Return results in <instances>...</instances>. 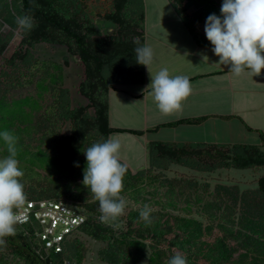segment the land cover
<instances>
[{
  "label": "trees",
  "instance_id": "1",
  "mask_svg": "<svg viewBox=\"0 0 264 264\" xmlns=\"http://www.w3.org/2000/svg\"><path fill=\"white\" fill-rule=\"evenodd\" d=\"M171 1L198 42L210 44L204 31H198L197 27L201 23L205 25L210 14L221 15L220 3L216 0ZM0 6L5 10V21L10 25L2 28L0 23V52L6 55L13 69H16L17 59L22 61L25 68L30 67L31 71L46 66L44 63L35 65L31 60V49L39 42L64 44L68 53L77 56L84 68V77L78 90L87 103L72 105L69 88L59 86L53 89L54 99L45 109V120L50 125L46 124L44 138L50 146L49 161L55 167L44 174L37 167L38 160L23 162L17 158L18 167L24 173L21 182L24 184L26 200L55 198L69 203L76 201L84 207L88 212L82 209L86 219L78 226V230L108 241V247H103L99 255L106 262H118L119 257L123 260L128 258L133 263L148 258L150 264H167L168 259L177 253L173 249H177L186 256L187 264H264V174L258 177L255 188L240 190L238 185H223L230 194L218 198V202L213 205L229 217L232 226L212 240L208 236L213 231V225H204L201 219L189 214L171 213L167 207L175 206L172 202L167 203L162 199L155 201L161 207L152 209L150 225H146L139 216L144 206L143 195L149 190L159 192L160 175L155 171L167 170L171 164L207 172L217 168L264 167L263 131H260V143L256 144L152 141L148 145V166L136 172H132L120 160L127 168L121 195L140 204L138 209L128 211L126 228L118 232L121 240L129 244L126 251L119 247L121 240L115 237L116 227L98 219L101 215L99 204L82 184L83 174L76 175L68 171L71 162L74 165L86 163L84 151L93 143L107 140L111 133L129 131L140 134V131L109 125L108 90L115 84L144 80L145 66L136 63L134 51L136 47L145 45L144 0H112V8L104 16L115 24L116 30L104 36H101L79 0H0ZM192 7L194 10L190 12ZM23 15L33 18L34 27L30 31H22L21 38L17 37L11 42L15 19ZM134 38L139 40L138 44L133 42ZM19 43L26 45V49L17 47ZM28 64L31 65L26 66ZM66 120L70 121L71 126L68 133L54 131L53 124ZM7 155L0 150V159ZM237 205L240 209L235 220ZM235 224L239 227H234ZM16 229L15 236L4 238L7 241L5 248L13 255V262H8L0 253V264H63L66 260L80 261L81 240L78 235L65 239L60 251L51 250L47 253L40 250L34 240L30 223H18ZM168 233H172V237H166ZM230 237L238 238L245 249L235 258L231 256L233 249L229 243ZM147 239L151 246L148 256Z\"/></svg>",
  "mask_w": 264,
  "mask_h": 264
},
{
  "label": "rangeland",
  "instance_id": "2",
  "mask_svg": "<svg viewBox=\"0 0 264 264\" xmlns=\"http://www.w3.org/2000/svg\"><path fill=\"white\" fill-rule=\"evenodd\" d=\"M79 1L83 9L89 13L90 19L96 24L101 36L116 30L115 24L107 21L104 16L112 8V0ZM216 1L220 5L223 2V0ZM193 10V7L189 9L190 12ZM4 11L0 6L2 28L10 26L5 21ZM199 25H201V29L204 28V24L201 23ZM13 30L14 37L11 42H14L17 37L21 38L22 33V30L17 25L13 27ZM20 44L17 47H22V50H25L26 45ZM31 53L33 64L40 65L44 63L46 66H41L39 69H32L31 71L30 67L25 68L22 61L17 59L16 69H13L8 63L6 55L0 52V131L8 130L19 138L16 158L23 162H29L32 159L38 160L37 167L45 174L55 167L49 161L51 157L50 146L44 138L46 124L50 125L45 120V109L54 99L53 89L59 86L69 88L72 105L87 103V99L78 90L79 84L84 77V68L77 56L68 53L64 44L39 42L31 49ZM1 127H4V129ZM70 127L69 120L61 121L60 124H53L52 126L54 131L62 134L68 133ZM0 150L7 153L6 145L2 138H0ZM78 158L80 159L81 157ZM78 165L77 167L71 162L68 171L76 175L83 174L86 163L83 162ZM155 173L160 175V193H154L149 190L142 197L143 204L149 205L151 209H157L161 205L160 203L156 204V200L162 199L167 203H175V206L170 205L167 207L171 213L189 214L201 219L204 225H213V231L208 236V239L212 240L214 236L223 234L225 230L232 226L230 221H228L229 217L213 205L218 202V198L226 197L227 194H230L227 189L223 188V185H238L240 190L255 188L258 177L264 174V167L258 169L217 168L212 172H207L195 171L179 164H171L167 170H156ZM176 190L179 191L178 194L175 193ZM172 191L174 192L172 193ZM124 197L126 200L124 214L115 220L108 221L109 224L117 229L116 238H120L121 235L118 232L126 228V214L128 211L132 208L138 209L140 207L139 203L125 195ZM71 204L86 210L84 207L79 206L76 201H72ZM236 209L234 213L235 220L238 218L240 206L237 205ZM86 212L88 211L86 210ZM234 227L238 228L239 225L235 224ZM75 233L71 238H75L78 235L81 240L79 254L81 258L79 262L77 260L74 261L76 264H150L148 258H143L133 263L129 262L128 258L123 260L117 257L119 259L118 262H106L99 257L100 250L103 247H108L106 239L94 238L82 230H77ZM172 235V233H168L166 237L170 238ZM146 243L148 256L151 253L150 240L147 239ZM229 243L233 249L231 256L234 258L245 250L238 238L230 237ZM119 244L123 251L129 249V244L124 240H121ZM160 246L166 247L165 244H160ZM173 251L179 252L177 249H173ZM0 253L4 255L8 262H13V255L8 253L5 247H0ZM200 262L204 261L200 260Z\"/></svg>",
  "mask_w": 264,
  "mask_h": 264
},
{
  "label": "crops",
  "instance_id": "3",
  "mask_svg": "<svg viewBox=\"0 0 264 264\" xmlns=\"http://www.w3.org/2000/svg\"><path fill=\"white\" fill-rule=\"evenodd\" d=\"M145 45L153 63L144 80L115 84L108 90L109 125L140 131L113 132L121 143L119 159L132 172L148 166L152 141L173 143H260L264 132V69L236 76L216 64L212 45L199 43L171 0H144ZM198 31L203 32L198 24ZM207 57V60L204 57ZM162 68L170 76H186L190 95L181 111L162 115L153 99L151 77Z\"/></svg>",
  "mask_w": 264,
  "mask_h": 264
},
{
  "label": "clouds",
  "instance_id": "4",
  "mask_svg": "<svg viewBox=\"0 0 264 264\" xmlns=\"http://www.w3.org/2000/svg\"><path fill=\"white\" fill-rule=\"evenodd\" d=\"M220 16L210 14L205 21L204 33L212 45L211 51L218 57L219 66H229L236 76L249 70L259 76L264 69V0H223ZM15 24L22 31H30L34 20L30 15L17 16ZM134 43L139 40L134 38ZM136 63L147 67L153 63L154 54L148 45L134 49ZM204 59L207 60L205 56ZM154 102L162 115L169 116L181 111L182 102L190 95L191 85L188 77L170 76L167 68L160 69L151 77ZM8 155L0 159V247H5V237L16 235L19 221L17 210L26 201L24 184L21 182L23 171L18 167V137L5 130L0 132ZM121 143L109 137L103 142L93 143L84 151L86 167L82 184L98 202L100 222L107 223L124 214L126 207L123 179L126 166L119 159ZM75 166H79L76 164ZM152 209L145 204L139 216L150 225ZM167 264H187V258L177 252Z\"/></svg>",
  "mask_w": 264,
  "mask_h": 264
},
{
  "label": "built area",
  "instance_id": "5",
  "mask_svg": "<svg viewBox=\"0 0 264 264\" xmlns=\"http://www.w3.org/2000/svg\"><path fill=\"white\" fill-rule=\"evenodd\" d=\"M19 213V224L30 223L34 240L40 250L49 253L60 251L65 239L75 235L78 226L86 219V213L79 207L62 199H28ZM75 233V234H74ZM63 264H76L66 260Z\"/></svg>",
  "mask_w": 264,
  "mask_h": 264
}]
</instances>
